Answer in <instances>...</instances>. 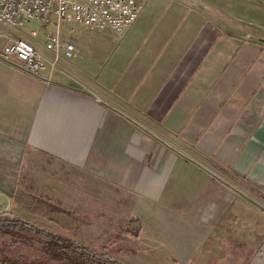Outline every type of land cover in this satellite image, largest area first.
<instances>
[{
  "label": "crops",
  "instance_id": "1",
  "mask_svg": "<svg viewBox=\"0 0 264 264\" xmlns=\"http://www.w3.org/2000/svg\"><path fill=\"white\" fill-rule=\"evenodd\" d=\"M203 22L148 0L121 40L78 23L64 39L61 26L76 54L43 78L0 59V214L15 217L24 182L123 189L137 202L135 264H264V37L233 45ZM104 35L108 60L84 53Z\"/></svg>",
  "mask_w": 264,
  "mask_h": 264
},
{
  "label": "rangeland",
  "instance_id": "2",
  "mask_svg": "<svg viewBox=\"0 0 264 264\" xmlns=\"http://www.w3.org/2000/svg\"><path fill=\"white\" fill-rule=\"evenodd\" d=\"M174 1H180L188 13L199 11L203 19L205 18L202 26L218 27L224 35L222 42L230 41L236 45L241 40L246 41V35L249 42L259 41V35L264 37V0ZM9 28L17 36L32 43V30H38V41H43L44 34L52 31L51 27H40L35 22L22 30ZM72 28L78 31L82 26L75 22L62 24L64 39L69 38L65 31ZM216 32L218 33V30ZM103 38L93 45L91 42V45L84 46V53L88 55L89 49L94 48L99 53L105 52V58L108 60L117 43L112 41L111 36L104 35ZM216 41L221 43L220 39ZM77 45L83 47V41L77 42ZM243 51L245 50L239 52L238 57ZM23 185L20 189H15L13 196L17 198L15 207L18 210L17 214H14L15 217L40 229H54L61 235L68 233L78 242L89 244L93 251L112 261L135 264L132 262L131 247H137V243L131 233L137 229V225H133L137 224L134 216L137 202L131 192L123 189H43V186L41 189H31L26 182ZM65 211L69 213L67 216L63 213ZM70 219L74 221L70 223ZM67 226L69 230L65 232ZM150 260L139 259L141 264ZM153 261V264H172L165 258L156 257Z\"/></svg>",
  "mask_w": 264,
  "mask_h": 264
},
{
  "label": "built area",
  "instance_id": "3",
  "mask_svg": "<svg viewBox=\"0 0 264 264\" xmlns=\"http://www.w3.org/2000/svg\"><path fill=\"white\" fill-rule=\"evenodd\" d=\"M147 1L0 0L1 25L22 30L35 22L40 27L52 29L43 36L44 50L10 32H0V38L8 43L0 51V59L31 77L43 78L47 67L53 73L59 69L62 58L72 59L76 54L75 45L61 38L63 23L75 22L91 29L110 30L121 40L139 19ZM30 36L36 40L38 30H32Z\"/></svg>",
  "mask_w": 264,
  "mask_h": 264
},
{
  "label": "trees",
  "instance_id": "4",
  "mask_svg": "<svg viewBox=\"0 0 264 264\" xmlns=\"http://www.w3.org/2000/svg\"><path fill=\"white\" fill-rule=\"evenodd\" d=\"M0 264H122L13 216L0 214Z\"/></svg>",
  "mask_w": 264,
  "mask_h": 264
}]
</instances>
